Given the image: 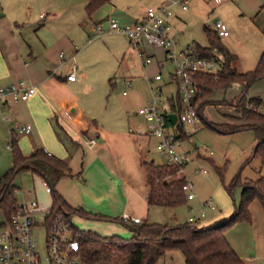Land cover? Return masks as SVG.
Instances as JSON below:
<instances>
[{
	"label": "rangeland",
	"instance_id": "obj_1",
	"mask_svg": "<svg viewBox=\"0 0 264 264\" xmlns=\"http://www.w3.org/2000/svg\"><path fill=\"white\" fill-rule=\"evenodd\" d=\"M118 1L124 4L125 10L122 12L125 13L131 8L133 13H137L146 10L149 6L161 5L160 3L166 0ZM33 2L31 8L23 4L19 8L20 12L38 17L40 13L46 11L42 4ZM54 3L57 11L61 13L70 14L81 10L82 17L89 21V25L101 20L103 27L107 28L110 19L118 17V14L112 11L111 4L102 6L94 14L93 19H89L85 12V0H54ZM179 17L181 19L178 20L175 16L171 17L172 25H177V37L175 36L174 39L179 47L187 49L188 45L195 42L207 45L209 41L204 26H213L217 20H222L227 23L231 32L222 40L238 54L240 70L248 71L257 65L264 50V0L259 2L227 0L218 5H214L209 0H190L189 8L181 10ZM129 22L119 18V23L122 25ZM167 23L169 24V20ZM89 37H92L89 26L78 28L73 45L74 49L78 48L74 59L78 80L71 89L68 99L76 102L77 107L84 111L86 117L95 119L99 126L114 131L112 140L104 145L105 156L119 158L120 167L116 169L118 174L123 178L128 177L138 192L145 194L149 186L146 182L145 170L140 164L139 147L144 151L145 160L154 159L156 163H167L166 158L157 148V138L139 133L146 127V119L138 113V110L153 96L150 81L144 77V72L138 71L140 64L136 52L130 48L131 42L124 33L107 30L102 36L91 41H88ZM143 45L147 54H155L157 57L147 66L149 75L146 76L151 77V74L154 76L155 71L161 69L158 66V59L166 63L163 73L167 78L172 67L165 58V48L161 45L152 46L149 43ZM69 66L70 64H67V67ZM128 80L131 82H127ZM124 90H127L126 94L123 93ZM242 90L239 81L234 82L226 90H217L213 96L214 102L204 108V116L218 124L234 122L233 115L237 114V110L233 101ZM174 91V83L163 86L165 95H170ZM247 94L260 96L264 100V78L253 83ZM35 111L42 123L39 133L46 140L53 139L52 129L46 125L43 127L46 120L44 105H36L34 114ZM28 116V112L24 110L19 112L17 107L11 105L5 107L0 102V174L9 169L13 162L12 151L8 146L13 132L19 139L20 147L26 149L29 147L31 135L35 131L25 133L16 129V124L30 122ZM187 133L188 137L183 139L181 150L189 152L190 159L177 174L186 176V181L189 179L194 184L197 196L177 207L151 205L148 213L150 222L170 224L184 222L189 215L197 214L202 202L207 199L213 201V206L206 208L202 222L205 224L220 217L226 219L235 211L236 205L241 203L240 182L264 175V146L255 152L257 138L253 129L222 133L202 124L199 130ZM138 138L139 140L136 141ZM101 142L102 140L99 139L96 148ZM64 143V146L61 143V148L65 150L66 147L69 150L67 161L72 167V174L63 177L57 188L61 185L64 191L73 196L74 193L77 194L75 178L79 177L85 161L92 156L93 149L88 148L84 142L81 145H74L68 136L64 138ZM113 149L116 150L118 157L113 154ZM203 169H206V172ZM237 176L240 180L232 185ZM14 184L17 188L15 195L18 202L24 203L30 198L28 194L30 189L34 191L40 207L46 209L52 205L53 196L46 191L45 179L42 175L32 171H20L14 178ZM249 211L251 221L236 222L226 229V236L237 253L244 257L242 258L246 264H264V212L258 199L254 198L250 201ZM4 218L3 209L0 207V221ZM37 219H42V214H39ZM70 219L78 228L95 230L101 235L117 233L124 237L131 236L130 230L122 222L115 221V225L102 222L97 223L96 226L95 223H87L77 214L70 215ZM119 230L124 232H118ZM110 264H117V259L113 258ZM155 264H187V262L183 250L176 247L167 249Z\"/></svg>",
	"mask_w": 264,
	"mask_h": 264
},
{
	"label": "trees",
	"instance_id": "obj_2",
	"mask_svg": "<svg viewBox=\"0 0 264 264\" xmlns=\"http://www.w3.org/2000/svg\"><path fill=\"white\" fill-rule=\"evenodd\" d=\"M111 0H88L86 12L91 17L101 6ZM3 12L0 8V17ZM209 43H195L192 47L201 56H212L218 49L223 56L222 66L216 74H201L199 90L193 103L199 111L203 124L218 132L229 133L243 129H253L256 133L257 152L264 146V100L260 96H248L247 91L257 80L264 78V50L257 65L248 71L240 70L238 55L222 40L214 28L204 26ZM239 81L243 87L241 94L235 98L237 114L234 122L215 123L203 114L204 108L213 103L217 90H226L234 82ZM173 100V98H172ZM181 102L172 101V108L178 110ZM10 148L12 165L0 174V207L5 220L20 210V202L16 199L14 178L20 171L36 172L45 179L52 188V212H63L68 216L70 227L75 238L80 242L82 264H110L113 258L117 264H155L167 249L180 247L187 264H246L244 259L230 244L226 229L238 221H251L249 203L256 198L260 201L264 212V175L256 179L240 182L242 184V200L235 211L226 219L210 225L185 220L180 223H158L150 221L128 222L122 217L107 216L87 211L82 206L71 205L60 193L57 186L60 180L72 174L68 161L48 152L42 147L34 148L25 154L19 139L13 132ZM184 139L188 133L180 129ZM149 186L147 201L149 205L177 207L187 203V195L183 189L186 176L178 175L180 167L170 163H156L155 160H142ZM237 176L232 185L239 181ZM77 214L85 218L111 220L124 223L131 231L130 237L114 233L101 235L95 230L78 228L70 219ZM0 221V224L3 223ZM119 260V261H118Z\"/></svg>",
	"mask_w": 264,
	"mask_h": 264
},
{
	"label": "crops",
	"instance_id": "obj_3",
	"mask_svg": "<svg viewBox=\"0 0 264 264\" xmlns=\"http://www.w3.org/2000/svg\"><path fill=\"white\" fill-rule=\"evenodd\" d=\"M33 1L42 4L46 11L40 13L38 17H31L29 14L24 15L20 12L19 8L23 4L31 8L34 5ZM209 1L213 3L211 0ZM225 1L227 0H223L218 4H222ZM257 1L259 2V0ZM87 2L88 0H85V12ZM168 2L166 0L160 4L162 5ZM106 4H111L112 11L118 14V17H112L118 22L119 18L130 22L142 19L147 10L143 9L137 13H133L130 10L131 8H129L124 13L122 12L125 10L123 8L124 4L118 0H111ZM54 5V0H31V2L28 0H0V8L3 12V15L0 17V87H6L20 79H26L30 84L37 87V91L27 100L15 98L12 94L5 96L7 106L11 105L12 107H17L19 112L24 110L26 113H29L27 119L30 121L29 124L32 125L31 131H35L31 135L29 147L26 149L21 146V149L25 154H29L34 148L42 146L46 151L51 152V154L67 160L70 155L69 150L66 147L65 150L61 148L62 144L63 146L65 145L64 138L68 136L76 146L84 142L88 148L93 149V154L85 161L79 177L75 178L77 194L74 193L73 196H70L59 185L58 190L60 193L71 205L82 206L87 211L93 213L115 217H122L124 214H129L139 217L140 221H149L148 213L151 206L147 201L149 190L145 194L138 192L135 186L130 183L131 181L128 177L123 178L116 171L120 167V159L106 158L105 156L106 151L104 150V145L112 140L114 131L105 129L99 126L95 119L86 117L84 111L77 107V103L68 99L71 95V89L74 88L78 80V75L75 80L67 78V75L73 70L74 66L76 67L77 74V66L75 65L74 59L78 48L75 47L74 49L73 45L75 37L78 34V28L89 26V32L92 37H89L88 41H91L98 37L94 34L95 27L97 24H102V21L97 20L93 25H89V21L82 17L81 10L70 14L61 13L57 11V7ZM242 5H244V2ZM187 9H183L178 3L172 5V13L167 17V20H169L170 33L174 38L177 35V25H172L171 17L175 16V19H181L179 17L181 10ZM94 14L89 17L86 12L89 19H93ZM42 15L44 16L42 17ZM213 26L209 27L213 28ZM106 29H109V24ZM195 43L188 45V48L193 47ZM142 47L147 52L143 44ZM130 48L136 52V57L140 64L138 71L144 72V77L147 78V66L154 60L152 59L150 63L144 65L139 56V49L133 44H131ZM178 48L181 47L178 45ZM61 54L63 55L61 56ZM151 55L154 59L157 58L155 54ZM67 64H70V66L67 67ZM157 72L158 69L154 74ZM150 76L149 78L153 77L152 74ZM166 80L167 78L164 75L163 80L154 83L160 84L163 87L168 84ZM152 86L153 84L150 82L151 93L153 95ZM175 92L176 87L172 94ZM147 100L149 101V99ZM38 104L44 105V116L46 120H44L43 127L46 125V127L52 129L53 139L46 140L39 133L42 123H40L36 111L34 114V108ZM66 109H69L73 113V118L69 119L64 114V110ZM147 126L148 122L146 120V127L140 130L139 133L146 134ZM90 136L97 138V143L94 147H90L87 143V139ZM99 139L102 142L96 148ZM138 140L139 138L136 139V141ZM112 152L118 157L115 149ZM144 156V151L139 147V160L142 167V160H145ZM79 217L85 219L87 223H95L96 226L97 223L102 222L109 223L110 225L116 224L115 221L111 220ZM222 219V217L213 219L205 224H214ZM200 223L205 225L202 220ZM91 225L95 227V225ZM117 228H114V230H118ZM118 232L124 231L119 230ZM130 232L132 235L131 230ZM249 257L252 258L253 256Z\"/></svg>",
	"mask_w": 264,
	"mask_h": 264
},
{
	"label": "built area",
	"instance_id": "obj_4",
	"mask_svg": "<svg viewBox=\"0 0 264 264\" xmlns=\"http://www.w3.org/2000/svg\"><path fill=\"white\" fill-rule=\"evenodd\" d=\"M218 4L223 0H211ZM178 3L183 9L188 8L189 0H172L159 6H149L142 19L126 24H120L111 18L109 29L97 24L95 36L117 31L124 33L131 44L139 49V56L143 64L150 63L153 59L147 54L142 44L149 43L152 46L161 45L165 48V58L169 61L171 70L168 72L167 83H174L176 92L165 95L163 87L154 82L164 79L163 69L166 67L164 60H159L161 68L152 78L153 96L147 104L141 106L138 113L142 114L148 122L146 134L157 138V148L166 158V162L176 164L183 170V166L189 161V152L181 150L183 138L180 129L185 132H195L200 129L203 119L193 103V98L199 90V76L201 74H216L222 66L223 56L218 49L212 56H201L192 47L178 48L177 41L171 36L170 25L167 17L172 13V5ZM44 15H42L43 17ZM213 28L221 37L230 34L226 22L217 20ZM63 54H61L62 56ZM76 67L67 75L68 79H76ZM127 82H131L128 80ZM37 91V87L26 79H20L6 87H0V102L6 107L5 96L12 94L15 98L27 100ZM124 94L127 90L123 91ZM173 98V100H172ZM180 100L181 107L178 110L172 108V101ZM177 114L176 122H172L169 113ZM64 114L73 118V113L66 109ZM16 129L21 132H29L31 124H16ZM90 147L97 143L95 136L87 139ZM10 147V144H8ZM48 154L51 152L47 151ZM206 172V169H203ZM46 191L51 193V186L45 181ZM188 199H194L197 193L194 184L188 179L183 184ZM30 198L20 203V210L14 213L10 220L0 224V264H82L80 254V242L74 237L70 227L68 216L63 213H53L51 206L40 207L33 190H28ZM211 199L204 200L197 214L189 215V222H200L206 215V208L212 207ZM42 214V219H37ZM126 221H140L139 217L124 214Z\"/></svg>",
	"mask_w": 264,
	"mask_h": 264
},
{
	"label": "water",
	"instance_id": "obj_5",
	"mask_svg": "<svg viewBox=\"0 0 264 264\" xmlns=\"http://www.w3.org/2000/svg\"><path fill=\"white\" fill-rule=\"evenodd\" d=\"M169 117L172 120V122H176L177 114L175 112L169 113Z\"/></svg>",
	"mask_w": 264,
	"mask_h": 264
}]
</instances>
